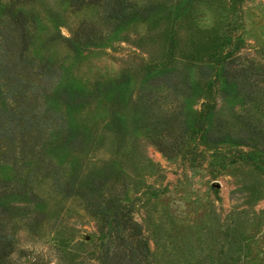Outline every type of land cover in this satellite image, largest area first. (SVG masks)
Returning a JSON list of instances; mask_svg holds the SVG:
<instances>
[{
  "label": "trees",
  "instance_id": "1",
  "mask_svg": "<svg viewBox=\"0 0 264 264\" xmlns=\"http://www.w3.org/2000/svg\"><path fill=\"white\" fill-rule=\"evenodd\" d=\"M69 1L97 3L112 20L111 30L144 18L148 34L131 41L134 46L126 54L119 79L94 84L88 91L61 82L59 65L48 58L27 56L30 35L23 11L4 26L5 34L0 36V264H14L9 258L14 218L24 216L30 225L35 221L32 206L37 197L31 184L37 175H50L53 187L64 194L90 200V211L107 233L96 256L98 264H154L142 225L133 214L135 204L127 199L129 185L136 189L135 166L149 160L138 137L132 138L124 160L118 162L119 171L111 168L112 163L107 169L85 173L75 165L68 168L72 164L67 157L86 154L92 142L73 113L95 98L106 101L110 120L105 128L114 132L118 150L124 142L127 107L119 86L137 78L132 110L158 149L166 156L183 151L193 166L210 156L211 176L234 163L235 191L247 192L250 207L264 187V49L256 50L260 57L233 55L239 39L232 27L215 36L209 27L196 42H166L168 13L157 14L155 5L136 6L134 0ZM230 19L233 23V15ZM101 35L93 22L84 21L66 40L80 49ZM228 100L231 104L219 107ZM237 221L238 235L242 222L238 217ZM189 240L181 236L176 243L181 258L177 264H191L185 261L197 256L191 250L196 245H189ZM206 259L199 258L195 264H208Z\"/></svg>",
  "mask_w": 264,
  "mask_h": 264
},
{
  "label": "rangeland",
  "instance_id": "2",
  "mask_svg": "<svg viewBox=\"0 0 264 264\" xmlns=\"http://www.w3.org/2000/svg\"><path fill=\"white\" fill-rule=\"evenodd\" d=\"M144 3L155 5L157 14L168 13L166 42H196L205 30L210 31L209 27L214 30L213 36L223 30L230 32L232 27L239 39L233 55L260 57L255 52L264 49V0H134L136 6ZM19 10L25 15L30 35L27 56L35 60L48 58L59 65L61 82L88 91L94 84L119 79L126 54L134 46L131 41L148 34L144 18L111 30L112 20L93 2L74 5L69 0H0V36ZM84 21L93 22L102 35L74 49L66 39ZM138 85L139 80L132 77L119 86L127 107L123 114L124 142L118 150L114 132L105 128L110 120L106 101L95 98L73 113L92 142L86 154L69 155L68 164L72 165L67 167L75 165L85 173L107 169L112 163L111 168L119 171L118 162L124 160L132 138L138 137L149 160L135 166L136 189L129 185L127 199L135 204L133 214L147 237L153 263H180L175 247L183 236L190 239L189 245H196H191V250L197 256L188 258L187 263L195 264L199 258L208 257V264H233L236 260L237 264H264V187L262 195L249 207L247 192L235 191L234 163L211 176L208 155L199 166L191 165L183 151L164 155L141 121L136 122L138 114L132 110V102ZM230 101H221L219 107ZM237 108L239 105H235ZM31 188L37 197L32 206L35 221L30 225L24 216L14 218L10 260L14 264H98L96 256L107 233L106 227L100 226V218L90 211V200L55 189L50 175H37ZM237 217L242 222L238 235Z\"/></svg>",
  "mask_w": 264,
  "mask_h": 264
}]
</instances>
